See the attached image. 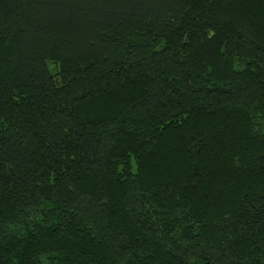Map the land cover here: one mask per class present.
Here are the masks:
<instances>
[{"label":"trees","instance_id":"16d2710c","mask_svg":"<svg viewBox=\"0 0 264 264\" xmlns=\"http://www.w3.org/2000/svg\"><path fill=\"white\" fill-rule=\"evenodd\" d=\"M0 264H264V0H0Z\"/></svg>","mask_w":264,"mask_h":264},{"label":"rangeland","instance_id":"374dc122","mask_svg":"<svg viewBox=\"0 0 264 264\" xmlns=\"http://www.w3.org/2000/svg\"><path fill=\"white\" fill-rule=\"evenodd\" d=\"M48 66L51 71H54L56 69L55 65L52 63H49Z\"/></svg>","mask_w":264,"mask_h":264}]
</instances>
